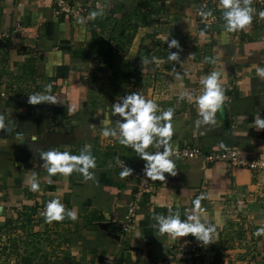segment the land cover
<instances>
[{
    "label": "crops",
    "instance_id": "0c3cea01",
    "mask_svg": "<svg viewBox=\"0 0 264 264\" xmlns=\"http://www.w3.org/2000/svg\"><path fill=\"white\" fill-rule=\"evenodd\" d=\"M56 1L0 0V115L6 125L0 129V232L22 231L21 255L12 254L9 264H175L178 249L198 241L158 235L152 216L171 207L183 218L201 193L207 197L202 220L216 226L212 254L202 262L264 264V232L257 234L264 228V170L172 157L177 174L165 173L163 182L141 193L135 174L145 161L102 136L121 120L111 105L139 92L162 110L173 109L172 150L236 148L243 160L264 162V130L254 126L258 114L264 120V79L256 75V66L264 67V16L254 14L237 33L225 31L222 17L202 27L198 0H63L85 10L80 23ZM92 12L103 14L92 18ZM172 39L179 49L168 48ZM169 52L180 60L169 62ZM62 67L68 68L65 78L57 76ZM173 70L187 75L177 80ZM212 71L227 99L215 125L196 127L194 103L180 96L199 95L200 79ZM47 85L58 102L30 105L28 95ZM85 145L96 159L94 181L78 173L48 178L42 151L78 155ZM117 158L131 176H120ZM31 172L37 191L27 182ZM52 199L77 219L47 222L41 212Z\"/></svg>",
    "mask_w": 264,
    "mask_h": 264
},
{
    "label": "clouds",
    "instance_id": "9594fccd",
    "mask_svg": "<svg viewBox=\"0 0 264 264\" xmlns=\"http://www.w3.org/2000/svg\"><path fill=\"white\" fill-rule=\"evenodd\" d=\"M219 8L222 10V20L224 29L227 32H234L244 29L253 19L254 9L251 7V0H218ZM102 12H92L91 17L95 18L102 15ZM202 16L211 17L212 12H201ZM264 16V12L260 13ZM84 23V18L79 19ZM201 31V35H203ZM169 39V38H168ZM166 40V42L168 41ZM169 49H179V42L172 39L168 43ZM169 62H178L180 60L178 52H169L167 56ZM148 61H143L147 63ZM205 63L215 64V58L205 57ZM175 78L180 80L183 75L175 70ZM256 75L264 79V67L256 66ZM199 95H193L185 91L181 94V100L193 102L197 111L198 119L195 121L196 127L212 126L216 124L217 113L223 108L227 99L225 90L221 85L219 73L212 71L203 76L200 81ZM58 98L52 94V86L47 85L43 92L28 95L30 105L56 104ZM112 116H119L120 121L115 122L114 127H106L102 130L104 139L109 138L117 141L120 145L130 148L140 159L145 161L144 175L151 181H164L165 173L175 176L176 165L172 159L174 153L171 147V138L173 136V109L162 110L153 100L146 99L145 96L138 93L128 94L119 99L118 103L111 105ZM255 128L264 130V120L258 114L254 120ZM5 117L0 115V129H5ZM37 137L33 136L35 142ZM150 148L158 149L149 151ZM162 149V151H161ZM40 158L43 161L42 167L46 169L48 178L61 175L63 177L71 176L73 173L80 174L84 181H94V170L96 168V159L92 155L91 146L85 145L78 155L69 151L47 150L42 151ZM116 163L122 169L121 177L132 175V169L128 168L120 158ZM31 191L39 190L40 184L35 172H31L27 178ZM206 194L201 193L192 201V208L185 210L183 218L179 210L168 208L167 214H154L152 227L158 235L179 239L186 236H193L203 245L213 243L216 226L212 223L202 220L204 209L201 207V201L205 200ZM41 215L51 223L53 221H63L65 218L77 219L74 210H66L65 205L59 199L48 201L41 212ZM264 232V228L258 230L257 234Z\"/></svg>",
    "mask_w": 264,
    "mask_h": 264
},
{
    "label": "built area",
    "instance_id": "2783aa9c",
    "mask_svg": "<svg viewBox=\"0 0 264 264\" xmlns=\"http://www.w3.org/2000/svg\"><path fill=\"white\" fill-rule=\"evenodd\" d=\"M55 4L63 14L74 15L78 20L80 18H84L85 10H74L63 0H57ZM251 7L254 9L253 15H260V13H262L264 10V0H251ZM208 11L212 12L211 17H205L200 14L201 12ZM213 11L222 12V10L219 8L218 0H199L196 10V16L199 24H202L204 27H210L220 20L222 17L221 14L217 12L215 14ZM239 31L240 30L235 32L238 33ZM173 153V157L177 159H201L205 163H228L231 166L247 167L253 170H264L263 161H245L243 160L241 153L236 148L222 150L217 153H205L198 148H186L181 150H173ZM135 178L138 181V186L141 193L151 192L153 185L156 183V181H151L150 178H147L144 175V167L138 170V172L135 174ZM132 211L133 208L130 209V213ZM210 246L211 244L203 245L198 241L197 245L192 246L191 249L179 248L178 252L175 254V264H191V260L199 259L201 255H207Z\"/></svg>",
    "mask_w": 264,
    "mask_h": 264
},
{
    "label": "rangeland",
    "instance_id": "374dc122",
    "mask_svg": "<svg viewBox=\"0 0 264 264\" xmlns=\"http://www.w3.org/2000/svg\"><path fill=\"white\" fill-rule=\"evenodd\" d=\"M199 3V0L197 2V4ZM197 9V7H196ZM160 16L158 19H162L160 13L157 15ZM21 226H17L14 229H11V231H3L0 232V263L1 264H9L10 261H8L9 259H13L14 257H11V255H15L17 258V255H21L20 250H22V242H21V233L22 231L20 230ZM19 230V231H18ZM230 243L234 244V240H231ZM217 242H215V246L217 247ZM214 245V243H211L210 249L211 247ZM6 249H9L10 251L13 250V252H9L7 253ZM209 249L208 254L207 255H201L200 262H197L195 264H214L215 262V258H213L212 262L211 261H205L202 262L205 258H209L211 256V250ZM17 251V252H15ZM211 259V258H210Z\"/></svg>",
    "mask_w": 264,
    "mask_h": 264
},
{
    "label": "trees",
    "instance_id": "16d2710c",
    "mask_svg": "<svg viewBox=\"0 0 264 264\" xmlns=\"http://www.w3.org/2000/svg\"><path fill=\"white\" fill-rule=\"evenodd\" d=\"M50 27V25H49ZM50 29V28H49ZM59 71L57 72V76L61 78H65L67 73H68V68L67 67H62L58 69Z\"/></svg>",
    "mask_w": 264,
    "mask_h": 264
},
{
    "label": "water",
    "instance_id": "95a60500",
    "mask_svg": "<svg viewBox=\"0 0 264 264\" xmlns=\"http://www.w3.org/2000/svg\"><path fill=\"white\" fill-rule=\"evenodd\" d=\"M203 27V25H201Z\"/></svg>",
    "mask_w": 264,
    "mask_h": 264
}]
</instances>
